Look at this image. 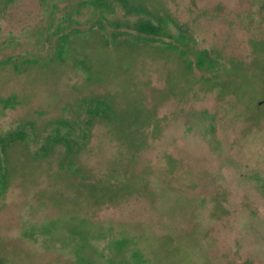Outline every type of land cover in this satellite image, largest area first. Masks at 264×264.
Returning a JSON list of instances; mask_svg holds the SVG:
<instances>
[{
	"label": "rangeland",
	"instance_id": "obj_1",
	"mask_svg": "<svg viewBox=\"0 0 264 264\" xmlns=\"http://www.w3.org/2000/svg\"><path fill=\"white\" fill-rule=\"evenodd\" d=\"M102 3L0 0V264H264V0Z\"/></svg>",
	"mask_w": 264,
	"mask_h": 264
},
{
	"label": "trees",
	"instance_id": "obj_2",
	"mask_svg": "<svg viewBox=\"0 0 264 264\" xmlns=\"http://www.w3.org/2000/svg\"><path fill=\"white\" fill-rule=\"evenodd\" d=\"M96 1H97V3L99 5L103 4L102 0H96ZM122 23L113 22V23H110V24L114 25L115 27L123 25L126 29H130V30L134 31L133 34L130 33V32H127L126 30L117 31L116 33L117 34L122 33V34L130 35L135 40H139V41H155V40H159L161 37H164V36L171 37L170 34L164 30L161 19L158 20L155 23V22H152L147 17H138L134 21L130 22L128 20H125L124 23L123 24ZM99 26L102 27L101 24H99ZM116 33L115 32H111V39L115 38ZM172 39H173V37H172ZM197 57H198V59H197L198 63H201V62L204 61L203 60V55L201 53H198ZM91 101H89L88 111L91 114L96 115L100 111H98L97 106L94 103H92ZM102 103H103L104 107H106L107 109H110L109 112L112 111V108H110L108 106L109 102H107V103L102 102ZM106 108H105V110H106ZM109 112H107V113H109ZM105 115H106V113H105V111H103V113L100 116L104 117ZM91 117H89L88 119L85 118L82 121L83 122L85 121V123L88 124L90 122V120L92 119ZM23 137H24V132H23L22 129H15L13 131L7 132L3 136H0V164H1L2 159H3L2 158V154H4L3 153V149H4L5 145L12 144L13 142H15L17 140H20ZM50 140H53V141H56V142L57 141L64 142L65 145H66L67 151L68 152H72L70 144L68 143V141L70 140L69 138L66 139V138H64L63 135H60V136L59 135H54V136H48V141H50ZM48 141H47V143H48ZM75 148H77V147H75ZM1 151H2V153H1Z\"/></svg>",
	"mask_w": 264,
	"mask_h": 264
}]
</instances>
